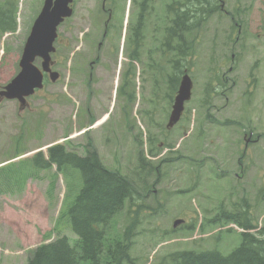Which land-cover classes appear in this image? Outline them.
<instances>
[{
    "label": "rangeland",
    "instance_id": "obj_1",
    "mask_svg": "<svg viewBox=\"0 0 264 264\" xmlns=\"http://www.w3.org/2000/svg\"><path fill=\"white\" fill-rule=\"evenodd\" d=\"M105 1L111 6L112 0L72 1V16L58 27L60 39L51 57V69L59 75L55 83L46 81L23 108L15 101L0 102V166L26 161L36 149L45 152L50 144L65 140L83 154L78 147L88 139L102 164L135 186L137 196L125 204L109 230L122 235L133 223V264H151L157 251L152 264L178 251L215 249L226 255L240 243V229L232 221L212 223L221 211L244 217L250 209L255 224L264 227V0H208L213 12L189 49L182 40L181 55L170 50L176 48L173 40L169 48L166 45L162 19L163 14L169 17L170 0H145L142 18L152 11L156 15L155 53L152 60L145 58L147 70L140 53L152 43L144 28V48L133 55L136 74L125 76L128 86L118 98V74L128 68L126 51L139 34L133 20L136 0L131 2L121 59L117 36L129 2H117L110 56L101 36L106 16L100 8ZM4 2L11 9L6 22L16 19L14 33L0 34V90L19 71L23 44L43 0H0ZM110 40L106 47L112 49ZM183 74L192 82V95L178 124L166 131L175 94L172 80ZM168 76L173 85L167 83ZM104 113L101 125L97 121ZM90 122L98 127L88 128ZM17 151L30 152L15 158ZM139 155L148 164L140 166ZM55 173L54 168L37 171L17 188L6 189L0 182V264H25L28 249L55 238L47 235L64 194L63 179ZM51 183L54 190L48 194ZM175 220L184 222L173 228ZM58 228L72 237L65 220Z\"/></svg>",
    "mask_w": 264,
    "mask_h": 264
},
{
    "label": "trees",
    "instance_id": "obj_2",
    "mask_svg": "<svg viewBox=\"0 0 264 264\" xmlns=\"http://www.w3.org/2000/svg\"><path fill=\"white\" fill-rule=\"evenodd\" d=\"M1 6L0 33H5L13 29V22L11 24L6 22L4 19L6 12ZM178 6L182 8H177ZM167 7L171 19L170 26L165 28L166 45L169 48V43L173 40L176 48L170 50L175 55H181L182 40L188 41L186 49H189L195 33L200 29L204 19L213 12V8L208 0H170ZM190 38L192 39L189 42ZM171 80L168 76L167 82L170 83ZM172 81L177 83V80ZM31 163L39 170H48L54 166L64 177L66 181L64 217L78 240L72 247L69 246L66 237L42 244L30 252L26 264L127 262L128 238L132 236L133 223L125 228L122 235L114 233L124 236L122 240L109 233V226L112 218L135 193L132 184L118 172L105 169L90 144L83 156L67 151L62 145H56L48 149L47 160L42 153H38L32 158ZM226 218L234 220L236 216L228 215ZM239 224L246 231L253 229L247 220ZM168 256L161 259L159 264H264V233L260 238L243 233L241 244L227 256L213 251L192 250Z\"/></svg>",
    "mask_w": 264,
    "mask_h": 264
},
{
    "label": "water",
    "instance_id": "obj_3",
    "mask_svg": "<svg viewBox=\"0 0 264 264\" xmlns=\"http://www.w3.org/2000/svg\"><path fill=\"white\" fill-rule=\"evenodd\" d=\"M70 2L71 0H44L42 11L36 19L31 35L23 49L19 63L20 73L5 88V91L0 93V97L9 100L18 99L23 104V97L31 95L35 88L40 89L42 87V73L33 66V62L36 58H41L43 60L42 71L48 72L49 53L53 52L52 43L56 37L55 30L64 18L71 15V10L68 8ZM56 77V74H51L50 79L55 81ZM191 87V81L185 75L180 82L172 106L168 128L173 127L178 122L183 104L190 98ZM177 224L179 222H175L174 226Z\"/></svg>",
    "mask_w": 264,
    "mask_h": 264
},
{
    "label": "flooded vegetation",
    "instance_id": "obj_4",
    "mask_svg": "<svg viewBox=\"0 0 264 264\" xmlns=\"http://www.w3.org/2000/svg\"><path fill=\"white\" fill-rule=\"evenodd\" d=\"M106 5H107V2L105 1V2H103L102 4H101V10L102 11H106V13H107V18L109 19V20H111V18H112V15H113V9L109 6L107 9L105 8L106 7ZM106 31H105V36L106 35H110V34H112V32H113V30H114V26H113V24H111V25H109V24H107L106 25Z\"/></svg>",
    "mask_w": 264,
    "mask_h": 264
},
{
    "label": "bare ground",
    "instance_id": "obj_5",
    "mask_svg": "<svg viewBox=\"0 0 264 264\" xmlns=\"http://www.w3.org/2000/svg\"><path fill=\"white\" fill-rule=\"evenodd\" d=\"M103 118H105V116H104ZM103 118H102V119H103ZM98 123H99V124H102V123H103V120L100 119V120L98 121Z\"/></svg>",
    "mask_w": 264,
    "mask_h": 264
}]
</instances>
